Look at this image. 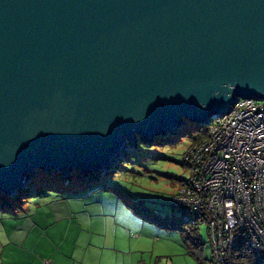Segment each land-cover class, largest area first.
I'll use <instances>...</instances> for the list:
<instances>
[{
  "label": "water",
  "instance_id": "95a60500",
  "mask_svg": "<svg viewBox=\"0 0 264 264\" xmlns=\"http://www.w3.org/2000/svg\"><path fill=\"white\" fill-rule=\"evenodd\" d=\"M264 100V0H0V192L109 175L139 139ZM114 172V171H113Z\"/></svg>",
  "mask_w": 264,
  "mask_h": 264
},
{
  "label": "rangeland",
  "instance_id": "374dc122",
  "mask_svg": "<svg viewBox=\"0 0 264 264\" xmlns=\"http://www.w3.org/2000/svg\"><path fill=\"white\" fill-rule=\"evenodd\" d=\"M185 122L177 137L153 145L140 138L138 147L129 146L113 161L109 175L86 181L75 171L69 183L59 172L39 169L32 194L17 207L0 192V264H123L130 257L134 264H198L179 231L128 207L143 204L161 217L183 220L187 209L173 206L172 196L190 176L182 158L199 132ZM199 240L211 264L204 223Z\"/></svg>",
  "mask_w": 264,
  "mask_h": 264
},
{
  "label": "built area",
  "instance_id": "2783aa9c",
  "mask_svg": "<svg viewBox=\"0 0 264 264\" xmlns=\"http://www.w3.org/2000/svg\"><path fill=\"white\" fill-rule=\"evenodd\" d=\"M236 101L209 120L207 140L183 155L190 176L172 205L187 209L185 223L207 225L212 264H226L239 242L264 264V100Z\"/></svg>",
  "mask_w": 264,
  "mask_h": 264
},
{
  "label": "trees",
  "instance_id": "16d2710c",
  "mask_svg": "<svg viewBox=\"0 0 264 264\" xmlns=\"http://www.w3.org/2000/svg\"><path fill=\"white\" fill-rule=\"evenodd\" d=\"M201 127L203 126L197 125L196 127L197 129H199L198 130L199 132H198V135L195 138H193L194 140H193L192 146L199 145L203 143L205 140H207L208 138L209 127L205 128L204 130H202ZM162 139H167V138H162ZM156 141L154 142V144L156 143ZM138 146H139V141H138L137 147ZM115 171L113 173H115ZM70 175L72 174L68 173L66 177L63 176L64 179L69 183H71ZM100 176H101V173L98 172V173H89L87 176H82V177L86 181H92L94 179L101 178ZM33 185H34V181L31 184V187L29 186L28 188L20 191L18 194H16V196L13 199L9 198L11 199L9 201L14 202V203H9V206L12 207V206H15L17 203H21V204L25 203L24 201L27 200L32 194L31 190L33 188ZM45 186H48V188L52 187L51 184L49 185L45 184ZM48 190L51 191L52 189H45L44 191H48ZM128 207L132 209L137 215H139L140 217H142L143 219L151 223L157 224L166 229L179 231L182 235L184 244L186 248L188 249L189 255H191L198 264H206V260L203 254L204 245L199 240L200 226H192L190 224L185 223L183 220L181 221V220H174L170 217H161L143 204H128ZM211 264H212V259H211ZM226 264H256V262L251 254L250 249L246 247L244 243L239 242L236 245V247H234L232 250L228 252Z\"/></svg>",
  "mask_w": 264,
  "mask_h": 264
},
{
  "label": "crops",
  "instance_id": "0c3cea01",
  "mask_svg": "<svg viewBox=\"0 0 264 264\" xmlns=\"http://www.w3.org/2000/svg\"><path fill=\"white\" fill-rule=\"evenodd\" d=\"M134 263H135L134 258L131 259V257H130V259L128 258L127 263L124 262L123 264H134ZM117 264H120V263H117Z\"/></svg>",
  "mask_w": 264,
  "mask_h": 264
}]
</instances>
